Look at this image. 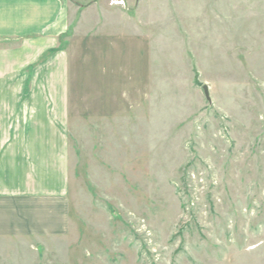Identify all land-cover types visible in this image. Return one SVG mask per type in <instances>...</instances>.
I'll list each match as a JSON object with an SVG mask.
<instances>
[{"label":"rangeland","instance_id":"374dc122","mask_svg":"<svg viewBox=\"0 0 264 264\" xmlns=\"http://www.w3.org/2000/svg\"><path fill=\"white\" fill-rule=\"evenodd\" d=\"M75 2L69 230L0 264H264V0Z\"/></svg>","mask_w":264,"mask_h":264},{"label":"crops","instance_id":"0c3cea01","mask_svg":"<svg viewBox=\"0 0 264 264\" xmlns=\"http://www.w3.org/2000/svg\"><path fill=\"white\" fill-rule=\"evenodd\" d=\"M78 9L75 0H0L1 240L69 230L71 67L62 40Z\"/></svg>","mask_w":264,"mask_h":264},{"label":"water","instance_id":"95a60500","mask_svg":"<svg viewBox=\"0 0 264 264\" xmlns=\"http://www.w3.org/2000/svg\"><path fill=\"white\" fill-rule=\"evenodd\" d=\"M204 92H205L206 98L209 99V92L206 86L204 87Z\"/></svg>","mask_w":264,"mask_h":264}]
</instances>
